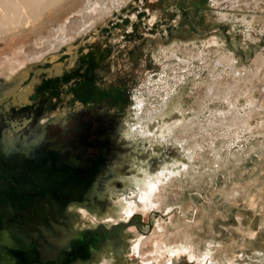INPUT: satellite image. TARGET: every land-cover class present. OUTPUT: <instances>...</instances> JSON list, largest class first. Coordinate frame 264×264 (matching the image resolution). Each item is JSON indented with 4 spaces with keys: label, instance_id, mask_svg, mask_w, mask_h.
I'll use <instances>...</instances> for the list:
<instances>
[{
    "label": "rangeland",
    "instance_id": "obj_1",
    "mask_svg": "<svg viewBox=\"0 0 264 264\" xmlns=\"http://www.w3.org/2000/svg\"><path fill=\"white\" fill-rule=\"evenodd\" d=\"M140 4L129 3L77 38L66 56L27 63L24 68L32 69L19 70L7 80L0 77L4 90L8 84L16 93L29 91L28 81L44 74L51 67L48 61L64 63L68 52L80 51L81 57L82 49L91 46L101 54L98 59L88 50L80 58L57 109L52 100L45 109L44 90L38 119L29 129L11 145L4 133L0 136V177L4 170L15 169L22 183L44 181L32 166L47 150L52 158L71 150L89 158L103 153L105 164L92 173L97 182L93 192L79 203L89 204L97 218L96 227L86 230L94 235L104 231L105 239L97 250L88 249L89 259L73 262L264 264V0ZM57 13L35 32L0 41V58L18 47L30 48L36 38L51 34L54 25L76 14ZM97 32L95 43L86 44ZM70 67L66 63L52 69ZM86 83H93L94 98L84 103L75 94ZM117 83L122 92L115 101L106 93ZM229 88L230 94L240 90L237 98L231 97L234 104L225 97ZM245 88H252L250 94ZM96 91L105 92L99 103ZM140 91L143 101L137 113L132 96ZM21 111H14L17 118ZM244 118L246 128L243 123L233 126ZM9 133L16 138L12 131L5 135ZM26 148L40 152L32 168L21 155ZM57 167H63L60 161ZM66 177L75 178L71 171Z\"/></svg>",
    "mask_w": 264,
    "mask_h": 264
},
{
    "label": "bare ground",
    "instance_id": "obj_2",
    "mask_svg": "<svg viewBox=\"0 0 264 264\" xmlns=\"http://www.w3.org/2000/svg\"><path fill=\"white\" fill-rule=\"evenodd\" d=\"M142 1L143 0H83V1H80V0H0V41L3 44H5L6 38H10L12 36L23 34V31H28V32L34 31L35 32L39 30V29H36L38 25L44 26L50 19L49 17H52L57 12H63V11L69 12L72 10L73 12L76 13L67 21L65 20L66 22L54 25V30L51 32V34H46V36L42 38L41 37L36 38L33 41L32 46L30 48L21 49L20 47H18L15 51L7 54L3 58H0V77L7 80L10 77H12L14 74H16L19 70H23V68L26 66L27 63H31V65L32 63H41L51 57L64 54L65 52L68 51L67 48L72 46V44L74 43V41H76L77 38H81L83 35L87 36V34H89V32H91L93 29L95 30V28L101 22H103L106 19L109 20L113 17L114 14L118 15L120 12L123 11V9L125 10L126 5H128L129 3L131 7H135V6H141L140 3H142ZM97 33L100 34V32H97ZM95 36L96 34L92 36V38ZM43 39L44 41L43 43H41L40 41H42ZM230 59L232 60L233 56L230 57ZM53 63H54V66L61 65L62 67V64L60 63L57 64L56 60H54ZM45 72H48V70H46ZM2 82L4 83V81ZM94 82H98V81L94 79ZM97 85L100 86V84L98 83ZM119 87H120L119 83L113 84V86L108 88L109 90L106 94H108L109 97H111L112 99L114 98L115 101L116 99L121 100L122 90H120ZM94 88L95 90H98L97 87L94 86ZM250 89L252 88H245L244 92L247 94L250 92ZM230 90L232 89L229 88L225 92V97H229L227 98L228 102L233 103L234 100L240 95L239 94L240 90L237 89L235 94H230L229 93ZM62 93L64 92L62 91ZM96 93H98V91L95 92V95H97L95 97V101L99 103L101 101L100 99L101 98L103 99L105 92H103L101 95L96 94ZM138 93H139L138 95L134 94L132 96V98L134 99L132 101V104L135 107V110H136L135 112L138 111L137 109H140L142 105V101H143L140 99L143 96L142 92L140 91ZM39 96H40L39 101H41L42 100L41 93H39ZM232 96L233 97L235 96L236 98L231 99ZM75 98H77L79 101H82L84 103L86 101H89V99L92 100L94 98V93L92 92V88L90 86L83 88V90L79 94H75ZM248 99H249V104L251 105L255 104L253 99L251 98H248ZM28 102H31V100L28 99ZM46 108H48V106H46L45 109ZM244 121H245V118L242 119L239 123L235 121L236 123H233V126L238 127L240 124L242 123L244 124L245 123ZM246 126L247 125L244 124L245 128ZM117 129L121 131L123 130V126ZM7 131L10 132V130L5 129L4 132L0 134V136L4 133L3 136H4L5 141H8V142L13 141V135L11 133H9L8 135H5ZM6 148L8 149L10 147L8 146ZM30 149L31 148H26L25 150H22L21 152V155L23 158L27 154V157L24 158V160H26L28 163L27 166H30V164L33 161V158H36V155H37L34 150H30ZM48 154L50 156L48 160H46L47 158L44 159L45 157L44 158L42 157L39 161H37V163H33L34 165L32 167L35 168V172H37L38 176L39 177H48V176L50 177L51 176L50 173L54 172L56 173V175H54L53 177L55 176L57 177L59 176V173H62L63 170H64L63 174H65L66 171L63 167L62 168L57 167L58 161H56V165L53 168L49 167L48 161L52 159V153L48 152ZM43 162L45 163L44 165L46 166L47 171H44L43 169H41V165L43 164ZM61 165L65 166L63 165V163H61ZM75 177H76V173H75ZM84 199L85 197L83 195L81 202ZM79 202L75 204L67 203L64 211L61 213V216L55 210L51 211V214L57 223V226L49 223L53 232H51L48 229L43 228V226L38 227L40 233L44 235V237L46 238L47 243L53 242V244L49 245L53 250H56V246H60V245L62 247H65L68 250L67 241L69 239H72V238L76 239L77 237L75 236V234H79L80 232L88 228L94 227L97 224V220H96L97 218L94 216L95 213L91 212V209H92L91 206L87 204L86 202H83L81 204ZM88 210H90V212ZM60 222H63V224L60 225ZM38 247L39 249L37 251L38 252L37 257L39 260L43 261V259H46V258H50L52 260L55 259L56 253L50 252L48 250L50 248H48L46 244L40 243ZM86 251L88 252L87 247H86ZM87 259H89V256ZM110 259H112V257ZM72 264H83V263L82 261L78 260L76 262H73Z\"/></svg>",
    "mask_w": 264,
    "mask_h": 264
},
{
    "label": "water",
    "instance_id": "obj_3",
    "mask_svg": "<svg viewBox=\"0 0 264 264\" xmlns=\"http://www.w3.org/2000/svg\"><path fill=\"white\" fill-rule=\"evenodd\" d=\"M99 154L100 152L95 157H100ZM26 157L27 154L24 158ZM79 160V165L73 166V164L67 163L66 157L60 159L66 167L65 171L76 173V178L73 180H69L63 175V170L57 177H51L56 173H50L51 178L45 177L44 181L40 179L39 183L38 180L29 182L24 180L22 183L20 180L22 178L17 176V170L3 171L5 178L11 173L7 179L9 183H12L13 180L16 181V184L13 183L14 190L11 191L9 187H2V179H0V264H70L77 258H88L86 247L91 250L99 248L100 239L104 238V231L100 229V232L94 231L95 235L99 232V236H95L87 230L75 234L76 239L72 238L67 241L68 250L61 245L56 246V250H53L49 246L53 242L47 243L38 228L43 226L53 232L50 224L57 226V223L51 211L55 210L61 216L68 202L70 204L78 203L82 200L83 195L93 192L96 181L92 175L93 170L88 169L92 165H82L84 160L81 157ZM85 161L89 162L88 159ZM55 163V160H51V166ZM65 194L68 198L66 200L61 198ZM20 199H25V203H20ZM88 211L90 212V210ZM61 224L63 222H60ZM123 227L120 226V228ZM108 237L110 236L108 235ZM40 243L46 244L50 248L48 249L50 252L56 253L54 260L46 258L41 261L38 259L37 251Z\"/></svg>",
    "mask_w": 264,
    "mask_h": 264
},
{
    "label": "flooded vegetation",
    "instance_id": "obj_4",
    "mask_svg": "<svg viewBox=\"0 0 264 264\" xmlns=\"http://www.w3.org/2000/svg\"><path fill=\"white\" fill-rule=\"evenodd\" d=\"M100 36V34H97L95 37H91V39H89L86 44H94L95 41L97 40V38ZM92 41V42H91ZM85 44V43H84ZM82 46V45H81ZM98 47V46H97ZM74 48V47H73ZM74 50V49H73ZM88 50H91L92 53L94 52V54H97L98 56V59H101V54L97 51L94 50V46H91L89 47L88 49H82V55L81 57H83V55H87L86 52ZM85 51V52H84ZM80 52V51H79ZM79 52L78 53H74V54H71L70 52L67 53L68 57L67 59H65V62L62 63L60 62V64H66V63H69L70 64V68L69 70H53L52 68L54 67H57L56 65L54 66V63L53 61H48L47 64H49V66H51L48 70V72H44V74H41L38 78H34L32 77L29 81H28V84L26 85L28 88H29V91H24L23 89H21L18 93L15 92V88L13 85H10V86H5V88H7L6 90H4V87H1L0 89V101L3 99L2 104H3V109L0 108V134L2 132H4V130L8 129L10 131H12L15 135H16V138L14 137L13 140L17 139V137L23 133V132H26V130L29 128V125L36 119H38V117L36 116V114L38 113V111L40 110L38 107L40 106V97L39 96V93L42 92L41 94H43L44 90L45 91V99H46V105L49 107L51 106V102L50 100L53 101L54 103V108L53 109H57L58 105L62 102V99L64 97L62 91L64 92V90L68 87L69 83L72 81V79L74 78V73L78 72V69H79V60H80V55H79ZM91 54V53H90ZM64 54H60L59 56H64ZM79 55V56H78ZM66 56V55H65ZM91 55H89L88 57L86 56V58L84 59V62H88L89 58H90ZM58 59H56L57 61ZM82 60H80L81 62ZM59 63V62H58ZM57 63V64H58ZM40 64V63H39ZM43 64V63H42ZM43 67L41 68H44L45 65H42ZM46 64V65H47ZM37 68L39 67H33L34 71H33V75L35 73H37L36 70H38ZM67 68V67H66ZM27 69H32L31 67H27V68H24L23 70L21 71H26ZM36 69V70H35ZM86 70V68L84 69ZM88 70H90L89 68L87 69V72ZM57 71V72H56ZM31 73V72H29ZM69 73V75H68ZM77 74V73H76ZM19 75V74H18ZM17 75V76H18ZM21 75V74H20ZM25 75V74H24ZM26 76V75H25ZM24 76V77H25ZM32 76V74H31ZM22 77V76H20ZM23 78V77H22ZM86 85H89V86H93V83H86ZM82 90V89H81ZM23 92V93H22ZM16 93V94H15ZM20 93H22L20 95ZM62 93V95H61ZM13 94V95H12ZM79 94V93H78ZM36 97V98H35ZM35 98V99H33ZM23 99V100H22ZM28 99L31 100V102H28ZM44 99V98H43ZM16 100V101H15ZM36 100V101H35ZM78 100V99H77ZM12 101H15L14 103H11ZM34 101V102H33ZM79 101V100H78ZM7 107V108H6ZM6 109V110H5ZM22 110L21 111V116L20 117H16L15 116V113L14 111H18V110ZM3 110V111H2ZM2 112V113H1ZM32 114L31 116H28V114ZM41 114V113H40ZM24 115V116H22ZM38 115V114H37ZM13 142V141H12ZM12 142H8L9 144L12 143ZM98 147H99V150H100V147H101V141H99V144H98ZM36 152L37 155L38 154V150L36 148L35 149H32ZM98 151V150H97ZM48 150L47 151H43V153L45 154V158L46 160H48L50 158L49 154H48ZM81 152V151H79ZM91 152V150H90ZM89 152V153H90ZM47 153V154H46ZM97 154V152H96ZM90 155H93L90 153ZM100 157H93V158H89L91 156H85L83 155L82 153H74L71 151L69 152H64L62 153V155L60 156H57L58 158H52L50 159V162H49V167L50 168H53L56 163L51 166V160L52 161H60V159H62L63 157H73L74 159H77V161L75 162H72V161H67V163H71L73 164V166H77L79 165L80 163V160L79 158L81 157L84 161L82 163V165H92L90 166L88 169L89 170H93L94 172H97L99 167L104 165L105 164V159L104 157H102L103 153L101 154L100 152ZM43 156V155H41ZM89 160L88 161H85V160ZM46 162V161H45ZM45 163L43 162V164L41 165V169H43L44 171L47 170L46 166L44 165ZM22 165V164H21ZM23 166V165H22ZM65 166H63L64 168ZM62 168V167H61ZM66 169V167H65ZM68 172H66L65 174L63 175H67ZM73 176H75V173H73ZM76 178V177H75ZM0 179H2V184H8L10 185L12 188H14V185L13 183H15L14 181H12V183H9V180L7 178H3V177H0ZM74 178H72L71 180H73ZM6 182V183H4ZM66 196V194H65ZM68 199L67 196L65 198V200Z\"/></svg>",
    "mask_w": 264,
    "mask_h": 264
},
{
    "label": "crops",
    "instance_id": "obj_5",
    "mask_svg": "<svg viewBox=\"0 0 264 264\" xmlns=\"http://www.w3.org/2000/svg\"><path fill=\"white\" fill-rule=\"evenodd\" d=\"M46 69H44V71H45ZM41 93V92H40Z\"/></svg>",
    "mask_w": 264,
    "mask_h": 264
}]
</instances>
